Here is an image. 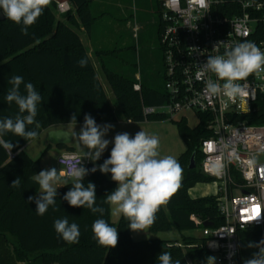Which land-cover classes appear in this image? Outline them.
<instances>
[{"label": "trees", "instance_id": "obj_1", "mask_svg": "<svg viewBox=\"0 0 264 264\" xmlns=\"http://www.w3.org/2000/svg\"><path fill=\"white\" fill-rule=\"evenodd\" d=\"M74 5V12L57 17L55 5L50 2L37 21L28 28L24 35L16 25L5 18L0 20V119L15 117L18 107L9 105L4 97L11 88L8 80L13 75L23 77L25 83H32L41 95L36 120L40 127L38 135L52 126L66 123H84L85 114H90L99 125L112 124L121 118L133 122L166 119L165 115L143 112L144 106H158L168 100L166 90H161L147 82L145 75L137 79L131 74L116 72L107 64L104 69L107 79L121 110L118 116L99 80L96 68L85 47L80 31L89 30L98 19L94 12L93 0H69ZM160 6V1H159ZM160 24L158 33L160 39ZM86 57L87 66L81 68L77 61ZM162 66V67H161ZM164 75V65H160ZM140 82L141 90L136 91L134 84ZM21 93L25 92L21 85ZM76 115V122L72 121ZM199 114V122L191 127L186 117L175 120L179 133L187 149L179 157L183 179L178 191L170 198L167 205L156 213L155 221L149 226L152 231L178 229L180 232L197 230L210 222L214 227L225 220L220 215L216 195L193 198L190 188L197 183L213 182L214 178L205 175L198 168L204 155L200 145L202 140L213 135L209 125L210 117ZM174 120V119H172ZM233 123L244 121L248 125L264 124V93L247 113L233 114ZM35 128V125L29 126ZM3 139L11 141L14 147L11 153L0 147V255L14 258L23 264H159L157 258L161 252H170L173 264H207L210 255L204 237L184 235L181 240L147 239L134 240L129 231L128 220L121 216L118 223L110 217V206L103 203L107 194L117 187L111 175L99 170L89 172L82 183L96 185L97 205L105 209L103 216L93 213L87 207H71L63 196L71 189L74 180L57 187V207L50 206L44 215L35 211V202H28L29 196L40 192L35 174L41 170L40 158L30 157L24 150L27 141L12 133ZM51 144H49V147ZM72 149V146H66ZM111 149L98 160L103 164L109 158ZM195 153L196 167L191 169V156ZM94 167L89 162L87 169ZM98 169V167H97ZM21 178L19 188L11 187V182ZM67 216L70 223L79 225L78 243L65 242L55 231L54 221ZM105 219L118 229V244L109 248L98 244L92 232V224L98 219ZM240 254L243 259L250 258L257 248H249L250 242L259 243L261 231L250 226L238 231Z\"/></svg>", "mask_w": 264, "mask_h": 264}, {"label": "built area", "instance_id": "obj_2", "mask_svg": "<svg viewBox=\"0 0 264 264\" xmlns=\"http://www.w3.org/2000/svg\"><path fill=\"white\" fill-rule=\"evenodd\" d=\"M50 2L58 15L74 12L69 0ZM160 7L168 100L158 106H144L143 112L171 119L188 111L210 117L213 135L201 142V171L214 178V195L225 222L218 227L204 226L202 237L215 264H243L238 231L256 226L261 231L260 241L264 240V161H258L264 155V124L231 120L233 114L249 112L264 93V72L237 81L245 94L229 99L206 93V81H216L217 77L204 72L203 64L209 56L223 55L238 42L252 41L264 51V0H160ZM1 17L6 18L2 10ZM134 89L141 90L139 81ZM66 157L81 160L78 167L86 168L90 162L73 151L59 155L57 163L70 180L75 178L67 175L69 163H76V159Z\"/></svg>", "mask_w": 264, "mask_h": 264}, {"label": "clouds", "instance_id": "obj_3", "mask_svg": "<svg viewBox=\"0 0 264 264\" xmlns=\"http://www.w3.org/2000/svg\"><path fill=\"white\" fill-rule=\"evenodd\" d=\"M49 3L50 0H0V10L8 20L22 25L20 31L27 35L28 28L43 14ZM87 63L86 57L77 61L81 68L86 67ZM203 71L211 72L217 77L216 81H206L205 91L208 95L222 94L234 99L245 94L244 88L237 81L246 80L254 73L259 75L264 72V51L252 41L238 42L227 48L223 55L209 56L203 64ZM8 83L11 88L4 99L9 105L15 103L18 113L15 117L0 119V147L11 153L14 144L3 139L5 134L12 133L27 141L38 137L36 129L40 124L35 118L42 97L32 83L24 82L22 76L13 75ZM22 84L25 89L23 94L20 91ZM72 121L76 122L75 114L71 118ZM32 125H35V128L29 127ZM113 127L111 124L98 125L90 114H85L83 126L75 133L80 144L87 149L85 158L93 162L98 161L109 143L113 146L109 158L104 160L98 169L97 166L90 170L78 167L81 160L75 157L65 158L69 161L76 159V163H69L67 175L75 179L63 200L71 207H87L93 213L103 216L105 209L97 205L96 185L89 182L85 187L82 181L89 172L95 173L99 170L103 174L110 173L117 187L106 195L103 203L110 206L112 216H123L127 219L130 230L145 232V229L154 223L159 209L167 205L180 188L183 169L175 157L161 156L160 141L156 135H150L143 130L134 136L122 132L109 141L105 137ZM63 176L64 173L57 171L55 167L35 174L34 180L38 183L40 192L37 196H29L28 202H35L38 215H44L50 206L53 211L59 210L56 204L58 188L54 185L60 183ZM10 186L19 188L21 178L17 177ZM54 229L65 242L78 243L79 225L70 223L67 216L56 219ZM92 232L99 245L109 248L117 246L118 229L105 219H96L92 224ZM247 246L259 250L250 258L244 259L243 264H264V240L259 243L250 242ZM157 260L159 264H173L170 252H161ZM175 264H181V261L176 260ZM207 264H215V257L209 256Z\"/></svg>", "mask_w": 264, "mask_h": 264}, {"label": "rangeland", "instance_id": "obj_4", "mask_svg": "<svg viewBox=\"0 0 264 264\" xmlns=\"http://www.w3.org/2000/svg\"><path fill=\"white\" fill-rule=\"evenodd\" d=\"M160 0H93V8L98 19L89 30L83 27L80 31L81 38L87 50L89 51L91 60L96 68L100 82L108 95L118 116H121V110L117 105L115 96L107 79V73L104 64L116 72L131 74L137 79L140 73H144L146 80L151 85L159 87L165 91V79L163 72L160 70V63L163 58V50L161 47L158 29L161 24V7ZM57 17L65 20V17L58 15ZM143 27V30H142ZM142 30V31H141ZM141 79V78H140ZM186 116L191 127H195L199 122V114L197 112L188 111L179 114L172 120L166 118L162 120L132 122L121 118L119 121L111 124L114 127L106 135V139L112 141L117 133L128 132L134 136L138 131L143 130L150 135H156L160 141L161 156L171 155L179 162L180 155L186 151L187 146L181 137L178 125L175 120ZM83 123H66L56 125L61 129L67 130L74 134L71 145L75 150L81 151L85 147L80 144L76 132H79ZM47 134H39L34 140H31L25 146V152L30 155L34 154V159L40 158L41 170L55 167L57 171H61V167L57 163L59 150L52 152L48 144H45ZM112 143L102 153L104 156L108 149H111ZM31 156V155H30ZM258 161H264V155L258 157ZM99 166V162H94ZM198 164V168L201 167ZM40 170V171H41ZM39 174V173H38ZM107 175H111L108 173ZM183 179V173L182 178ZM62 182L72 181L63 177ZM57 187V185H54ZM212 190L213 182L199 183L195 188ZM193 188V189H195ZM192 189V190H193ZM198 192V193H197ZM203 192H191L193 196H200ZM238 194V192H237ZM110 217L114 223H118L121 216ZM131 237L136 240L162 239V240H181L184 235H194L198 238L202 237V230H187L180 232L178 229L152 231L145 229L144 231L133 232L130 230ZM0 264H23L17 262L14 258H3L0 255Z\"/></svg>", "mask_w": 264, "mask_h": 264}, {"label": "water", "instance_id": "obj_5", "mask_svg": "<svg viewBox=\"0 0 264 264\" xmlns=\"http://www.w3.org/2000/svg\"><path fill=\"white\" fill-rule=\"evenodd\" d=\"M4 19H5L4 17L0 18V20H4ZM53 127L54 126L49 128L48 136H47L48 142L51 145H54L55 147L63 148V147L68 146L71 143L74 134L69 132V131H67V130L60 129V128H53ZM189 167L191 169L196 167L195 153H193L192 156H191V165ZM244 193H245V191H244ZM203 225L206 226V227L213 226L212 223L207 222V221L204 222Z\"/></svg>", "mask_w": 264, "mask_h": 264}, {"label": "crops", "instance_id": "obj_6", "mask_svg": "<svg viewBox=\"0 0 264 264\" xmlns=\"http://www.w3.org/2000/svg\"><path fill=\"white\" fill-rule=\"evenodd\" d=\"M142 30H143V27H142ZM141 30V31H142ZM83 41V40H82ZM160 64H162L163 65V58H162V60H161V63ZM162 67V66H161ZM143 74V76H144V73H142ZM142 74L140 73V77L139 78H141V76H142ZM128 123H131L132 124V122L133 121H131V120H129V121H127ZM113 124V123H112ZM60 125V124H59ZM99 125V124H98ZM53 128H59V127H56V125L53 127ZM61 129V128H60ZM49 131V129H46V130H44V131H42L41 132V134H44V132H45V134H47V132ZM46 144H48V146H49V142H48V140H46L45 141V146H46ZM69 146H72L71 145V143L69 144ZM73 147V146H72ZM49 148H51V151L52 152H57L56 150H59L58 152H59V154H58V156L59 155H61L62 153H64V152H66V151H73V152H76V153H78V154H80V155H82V156H85V153L87 152V149L86 148H84V149H82L81 151H77V150H75L74 149V147L72 148V149H69V148H67V147H63V148H61V147H55L54 145H51ZM24 149H25V147H24ZM31 155V156H30ZM29 156L30 157H35L34 156V154H30ZM90 162H92L93 164H94V166H97L93 161H91L90 160ZM99 164V163H98ZM99 165H101V164H99ZM98 167V166H97ZM64 177V176H63ZM66 182H62V181H60V183H58V184H56L57 185V187H60L61 185H63V184H65ZM199 183H197L194 187H192V188H190V190H189V195L191 196V197H193V198H196V197H201V196H207V195H212V194H214V192H215V188L213 187V189L212 190H209V191H206L205 189H202V187L201 188H195L197 185H198ZM193 188H195V189H193ZM193 189V190H192ZM194 191H200V192H203L200 196H193L192 194H191V192L192 193H194ZM198 193V192H197Z\"/></svg>", "mask_w": 264, "mask_h": 264}]
</instances>
